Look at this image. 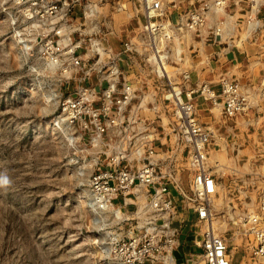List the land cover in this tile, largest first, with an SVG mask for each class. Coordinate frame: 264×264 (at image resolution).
<instances>
[{"label":"built area","instance_id":"built-area-1","mask_svg":"<svg viewBox=\"0 0 264 264\" xmlns=\"http://www.w3.org/2000/svg\"><path fill=\"white\" fill-rule=\"evenodd\" d=\"M15 2L35 23L41 59L81 75L84 85L61 98L55 124L90 136L88 205L116 217L117 264H235L214 224L221 179L209 165L216 131L206 120L216 111L238 120L251 104L238 81L215 87L196 69L207 47L220 52L238 31L256 30L261 0ZM115 14L135 23L118 46L109 39ZM239 220L252 264H264V181L256 210ZM182 238L194 250L180 262Z\"/></svg>","mask_w":264,"mask_h":264},{"label":"rangeland","instance_id":"rangeland-1","mask_svg":"<svg viewBox=\"0 0 264 264\" xmlns=\"http://www.w3.org/2000/svg\"><path fill=\"white\" fill-rule=\"evenodd\" d=\"M115 18L109 39L118 46L135 23L126 14ZM34 24L15 0H0V264H117L111 240L116 229L110 228L116 217L88 205V180L96 164L90 136L55 124L61 98L84 85L81 75L67 76L41 59ZM260 35L251 49L236 52L240 58L233 63L223 59L228 77L238 75L246 62L260 66L261 79ZM196 55L195 64L202 61ZM206 59L199 68L218 65L217 58ZM206 121L216 131L211 148L215 159L209 165L221 179L214 222L235 264H252L251 238L239 215L256 210L264 181V110H249L238 120L216 111ZM220 137L224 147L218 146ZM187 248L188 253L194 250L191 242Z\"/></svg>","mask_w":264,"mask_h":264},{"label":"crops","instance_id":"crops-1","mask_svg":"<svg viewBox=\"0 0 264 264\" xmlns=\"http://www.w3.org/2000/svg\"><path fill=\"white\" fill-rule=\"evenodd\" d=\"M259 26L257 28H255L256 30L251 34V35H247L245 34V30L243 31H238V33L235 36L234 41H232L231 46L229 48H224L222 51L220 52H214L212 48H210V51H207V48L204 52V56H203V63L205 64V61H207L206 58H208V63H210V57H214V59L217 58V62L216 67L213 68L211 67L210 70H208V67H206V69L203 68H199L200 70V76L203 79V81L209 82L210 84H212L215 87H218L221 83L222 79H230V80H236L238 81L245 89V92L248 94L249 97V101H250V111L251 110H264V74L262 75L261 79L259 78V73H258V67L260 68V66H255V64L257 63H253V64H248V63H244V66L239 65V71H238V75L235 76V74H233V76L228 77V75L230 74L228 71L226 72V67H224V64L222 61L223 59L226 60V62H230L233 63L236 59H239L240 57H237L236 52H242V51H246L251 49V45L254 44V40L258 39V36H261L260 34H264V0H261L260 2V12H259ZM258 41V40H257ZM206 60H205V59ZM202 63V64H203ZM250 63V62H249ZM220 64V65H219ZM264 71H261V74ZM207 119V118H206ZM209 119V118H208ZM230 120V119H229ZM220 139H218L217 143H220V145L218 144V146H223L225 145L224 142H220ZM223 151V149L221 150ZM214 154L210 155V160L215 159L214 158ZM183 243L180 249H183L184 252H188V248L187 245L189 242L184 241L185 239L182 238ZM179 249V250H180ZM183 252V253H184ZM180 262L183 261V259L181 257H179Z\"/></svg>","mask_w":264,"mask_h":264},{"label":"bare ground","instance_id":"bare-ground-1","mask_svg":"<svg viewBox=\"0 0 264 264\" xmlns=\"http://www.w3.org/2000/svg\"><path fill=\"white\" fill-rule=\"evenodd\" d=\"M47 64H48L49 66H54V67H55V65H54L53 63H49V62H48ZM66 75L69 76L70 73H67ZM217 167H218L219 169H221V165L218 164ZM118 214H119V213H118ZM121 215H122V214H121ZM214 224H215V227H216L217 222H214Z\"/></svg>","mask_w":264,"mask_h":264},{"label":"clouds","instance_id":"clouds-1","mask_svg":"<svg viewBox=\"0 0 264 264\" xmlns=\"http://www.w3.org/2000/svg\"><path fill=\"white\" fill-rule=\"evenodd\" d=\"M3 182H4V183H7V179L5 178V179L3 180Z\"/></svg>","mask_w":264,"mask_h":264}]
</instances>
